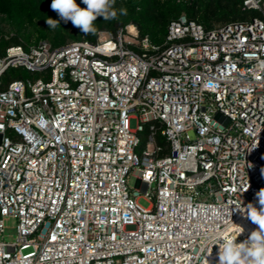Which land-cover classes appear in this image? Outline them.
<instances>
[{"label":"built area","instance_id":"2783aa9c","mask_svg":"<svg viewBox=\"0 0 264 264\" xmlns=\"http://www.w3.org/2000/svg\"><path fill=\"white\" fill-rule=\"evenodd\" d=\"M244 9L210 30L182 15L160 44L132 25L6 48L0 233L11 215L17 237L0 264H219L258 229L237 206L264 188V0Z\"/></svg>","mask_w":264,"mask_h":264},{"label":"trees","instance_id":"16d2710c","mask_svg":"<svg viewBox=\"0 0 264 264\" xmlns=\"http://www.w3.org/2000/svg\"><path fill=\"white\" fill-rule=\"evenodd\" d=\"M51 2L52 0H0V55L9 46L21 45L29 49L41 40L49 42L53 47L73 41L95 43L100 31L116 34L129 25L136 27L140 38L146 36L152 43L160 44L166 39L170 24L182 15L210 30L222 24L244 21L248 15L258 14L244 9V0H115L117 19L105 21L102 17L98 18L94 22L97 31L86 36L70 21L65 23L60 20L57 27H49L46 23L49 18L60 19L51 9ZM76 3L82 8L86 7L82 0H76ZM121 8L127 10V15L119 14ZM23 72L25 69L9 68L2 80L8 83L10 80L23 78ZM159 142L165 144L164 139ZM146 143L144 131L141 133L140 145L145 147Z\"/></svg>","mask_w":264,"mask_h":264},{"label":"clouds","instance_id":"9594fccd","mask_svg":"<svg viewBox=\"0 0 264 264\" xmlns=\"http://www.w3.org/2000/svg\"><path fill=\"white\" fill-rule=\"evenodd\" d=\"M82 3L86 7H80L76 0H52L50 7L60 19L49 18L46 21L47 25L55 28L60 25V20L65 23L70 21L87 36L97 31L94 22L98 18L102 17L105 21L117 19L115 0H82ZM119 14L127 15V10L121 8ZM261 171L264 173V169ZM256 196L259 208L249 203L246 208L240 205L237 209L241 213H246L247 218L257 225L258 229L252 231L243 242L237 243V238L222 241L219 244V264H264V188H261ZM241 229L240 234L244 231L242 227Z\"/></svg>","mask_w":264,"mask_h":264},{"label":"rangeland","instance_id":"374dc122","mask_svg":"<svg viewBox=\"0 0 264 264\" xmlns=\"http://www.w3.org/2000/svg\"><path fill=\"white\" fill-rule=\"evenodd\" d=\"M251 19H252V15H248L247 20L250 21ZM131 26L132 25L127 26L125 31L128 32L129 29H131ZM23 76L24 78L31 79V78L39 77L40 74L34 73L33 75H31L29 71L25 70V72H23ZM128 183L131 187H135L137 183V178L133 175H130V177L128 178ZM138 202L140 205L144 207H148L150 205V202L144 197H140L138 199ZM3 227H4L3 232L0 233V240H4L6 242H14L17 237V219L11 215L3 216Z\"/></svg>","mask_w":264,"mask_h":264}]
</instances>
